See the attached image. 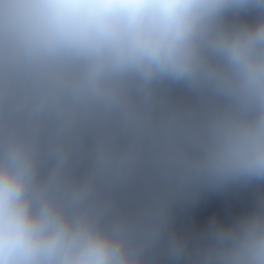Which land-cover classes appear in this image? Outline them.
<instances>
[{"label": "clouds", "instance_id": "obj_1", "mask_svg": "<svg viewBox=\"0 0 264 264\" xmlns=\"http://www.w3.org/2000/svg\"><path fill=\"white\" fill-rule=\"evenodd\" d=\"M0 264H264V0H0Z\"/></svg>", "mask_w": 264, "mask_h": 264}]
</instances>
